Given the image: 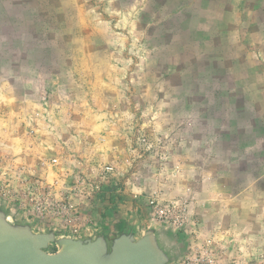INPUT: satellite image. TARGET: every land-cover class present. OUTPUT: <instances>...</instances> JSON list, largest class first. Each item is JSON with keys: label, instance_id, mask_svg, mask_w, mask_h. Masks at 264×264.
<instances>
[{"label": "rangeland", "instance_id": "obj_1", "mask_svg": "<svg viewBox=\"0 0 264 264\" xmlns=\"http://www.w3.org/2000/svg\"><path fill=\"white\" fill-rule=\"evenodd\" d=\"M0 207L264 264V0H0Z\"/></svg>", "mask_w": 264, "mask_h": 264}, {"label": "water", "instance_id": "obj_2", "mask_svg": "<svg viewBox=\"0 0 264 264\" xmlns=\"http://www.w3.org/2000/svg\"><path fill=\"white\" fill-rule=\"evenodd\" d=\"M51 246L57 251L50 253ZM175 259L156 228L140 232L133 223L110 236L65 237L53 230L37 233L30 221L14 219L0 207V264H172Z\"/></svg>", "mask_w": 264, "mask_h": 264}, {"label": "built area", "instance_id": "obj_3", "mask_svg": "<svg viewBox=\"0 0 264 264\" xmlns=\"http://www.w3.org/2000/svg\"><path fill=\"white\" fill-rule=\"evenodd\" d=\"M158 213L161 215V217H166L169 213V209H159Z\"/></svg>", "mask_w": 264, "mask_h": 264}, {"label": "crops", "instance_id": "obj_4", "mask_svg": "<svg viewBox=\"0 0 264 264\" xmlns=\"http://www.w3.org/2000/svg\"><path fill=\"white\" fill-rule=\"evenodd\" d=\"M130 222H131V221H130ZM112 231H113V229H111L109 233H108L107 231H104V232H106L105 234H107L108 236H110L112 233H114V232H112Z\"/></svg>", "mask_w": 264, "mask_h": 264}]
</instances>
